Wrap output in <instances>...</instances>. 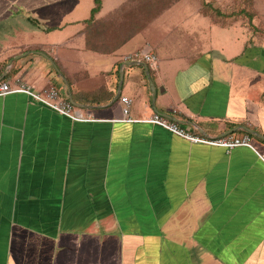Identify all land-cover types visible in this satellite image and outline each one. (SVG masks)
Wrapping results in <instances>:
<instances>
[{"label":"crops","instance_id":"1","mask_svg":"<svg viewBox=\"0 0 264 264\" xmlns=\"http://www.w3.org/2000/svg\"><path fill=\"white\" fill-rule=\"evenodd\" d=\"M207 7L246 1L0 0V82L90 119L0 97V264H264V36Z\"/></svg>","mask_w":264,"mask_h":264},{"label":"built area","instance_id":"2","mask_svg":"<svg viewBox=\"0 0 264 264\" xmlns=\"http://www.w3.org/2000/svg\"><path fill=\"white\" fill-rule=\"evenodd\" d=\"M126 61H138L148 64L149 66H155L158 62L157 56L148 52H137L131 54L125 58ZM22 93L31 97L34 101L50 108L51 110L71 118L73 121L85 122L90 121L89 118H85L81 115L74 113L72 103L61 96L59 90L52 87L42 93L34 91L33 88L26 84H20L12 87L8 82H0V97H4L8 94ZM120 103L123 111V122H134L129 118L131 106L133 100L129 97L121 96ZM143 122L150 123L156 126H160L173 135L188 140L191 143L216 146L230 151L238 147H247L255 149L252 144V137L249 134L243 136L226 135L217 138H208L200 135H193L186 130L180 128L171 119L162 116L161 114H154L151 118L143 120ZM259 157L264 161V153Z\"/></svg>","mask_w":264,"mask_h":264},{"label":"rangeland","instance_id":"3","mask_svg":"<svg viewBox=\"0 0 264 264\" xmlns=\"http://www.w3.org/2000/svg\"><path fill=\"white\" fill-rule=\"evenodd\" d=\"M246 9H223L222 7H207L205 14H209L217 23L232 26L235 22L246 28L249 35L264 36V0H245ZM257 20V21H256ZM264 42V37H263Z\"/></svg>","mask_w":264,"mask_h":264},{"label":"trees","instance_id":"4","mask_svg":"<svg viewBox=\"0 0 264 264\" xmlns=\"http://www.w3.org/2000/svg\"><path fill=\"white\" fill-rule=\"evenodd\" d=\"M96 4L99 6V4H100V0H96ZM98 8V7H97ZM96 12V9L95 10H93V13H95Z\"/></svg>","mask_w":264,"mask_h":264},{"label":"water","instance_id":"5","mask_svg":"<svg viewBox=\"0 0 264 264\" xmlns=\"http://www.w3.org/2000/svg\"><path fill=\"white\" fill-rule=\"evenodd\" d=\"M151 83V82H150ZM251 133V132H250Z\"/></svg>","mask_w":264,"mask_h":264}]
</instances>
